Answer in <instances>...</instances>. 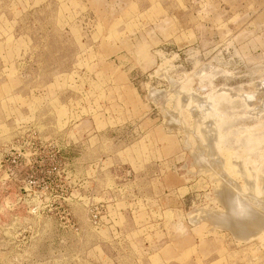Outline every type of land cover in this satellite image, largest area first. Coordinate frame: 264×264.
<instances>
[{
	"label": "rangeland",
	"instance_id": "374dc122",
	"mask_svg": "<svg viewBox=\"0 0 264 264\" xmlns=\"http://www.w3.org/2000/svg\"><path fill=\"white\" fill-rule=\"evenodd\" d=\"M220 191L264 211V0H0V264H264Z\"/></svg>",
	"mask_w": 264,
	"mask_h": 264
},
{
	"label": "bare ground",
	"instance_id": "6f19581e",
	"mask_svg": "<svg viewBox=\"0 0 264 264\" xmlns=\"http://www.w3.org/2000/svg\"><path fill=\"white\" fill-rule=\"evenodd\" d=\"M171 117V116H170ZM182 127V126H181ZM201 152H203V151H201ZM201 152H200V155H199V157L200 158H203L202 156H205V155H201ZM211 152V151H210ZM210 154H212V153H210ZM196 155V154H195ZM210 156H212V155H209V157ZM195 158H197L198 159V154H197V157H195ZM207 159V158H206ZM210 160H212L211 158H210ZM197 161V160H196ZM202 161H203V159H202ZM222 161V160H221ZM199 163H198V165L200 164V161H198ZM208 162V161H207ZM197 163V162H196ZM204 162H202V164H203ZM215 163V162H214ZM208 164V163H207ZM216 165H218L217 163H215ZM214 164V165H215ZM221 164V163H220ZM201 165V164H200ZM205 165H206V162H205ZM209 165V164H208ZM207 165V166H208ZM206 166V167H207ZM209 167V166H208ZM220 167V166H219ZM210 169H211V167H210ZM221 170V169H220ZM211 171V170H210ZM222 174H223V172H222ZM220 175V174H219ZM218 175V176H219ZM222 177V176H221ZM226 178V177H225ZM221 179V178H220ZM228 179V178H227ZM220 181H222V179L220 180ZM230 181V180H229ZM222 185H224L225 186V184L223 183ZM235 187V186H234ZM226 188H228V190H232L233 188H230V187H226ZM226 188H224L225 190H226ZM249 188H251V187H249ZM223 188H222V190H224ZM236 189V188H235ZM238 189V188H237ZM236 189V190H237ZM233 191V190H232ZM235 191V190H234ZM234 191L232 192V193H234ZM220 192H222V191H220ZM224 193V195H222V200L223 201H221V202H223L224 204H225V206L222 204V206H224L225 207V209H226V212L225 213H223L222 215L220 214V217H219V223H221L222 225H224L225 224V227L227 226V227H229L230 225V227H232L231 228V230H236V228L238 229V230H236V231H238V232H240V236L242 237L243 236V234L245 235V237L248 235H250V234H255V235H257L258 233L257 232H261V230H264V211H261L259 208H257V207H253V206H255V205H251V203L247 200V197H250L251 198V196H247V193H245L246 195H244V193H243V195H241V193H240V191H239V195L240 196H237L238 194H236V197L234 196H231L230 194H229V192H222V194ZM225 193H226V195H225ZM236 193V192H235ZM251 193V192H250ZM250 193H248V195L250 194ZM220 194V193H219ZM218 194V196H220ZM229 194V195H228ZM232 195H234V194H232ZM251 195H252V193H251ZM252 198H253V196H252ZM259 201H261L260 199H258ZM263 200V199H262ZM264 201V200H263ZM263 201H262V203H260V205L262 204H264L263 203ZM251 202H253V201H251ZM254 202H255V200H254ZM257 202V201H256ZM259 204V203H258ZM257 206V205H256ZM264 206V205H263ZM260 207V206H259ZM262 209H263V207H262ZM195 213V212H194ZM198 213V211L196 212V214ZM200 213V212H199ZM195 214V215H196ZM199 215V214H198ZM205 215V214H204ZM209 215V214H208ZM203 216V215H202ZM210 218H211V216H210ZM198 219V218H197ZM203 219V218H202ZM213 219V218H212ZM204 220H207V218L206 219H204ZM214 220V219H213ZM218 220V219H217ZM217 220L215 219L214 220V222H215V224L217 223ZM221 221V222H220ZM225 221V222H224ZM208 222V221H207ZM211 222V221H210ZM214 222H213V224H214ZM217 224L216 226H219V227H221L220 226V224ZM227 223V224H226ZM212 224V223H211ZM229 224V225H228ZM226 227V228H227ZM230 227L228 228V229H230ZM235 228V229H234ZM225 230V229H224ZM233 232V231H232ZM233 234V233H232ZM236 234V233H235ZM242 234V235H241ZM237 235V234H236ZM234 236V235H233ZM239 236V235H238ZM245 237H243V238H245ZM253 238H254V235H253ZM242 239V238H241ZM240 240V239H239ZM246 241V240H245Z\"/></svg>",
	"mask_w": 264,
	"mask_h": 264
}]
</instances>
